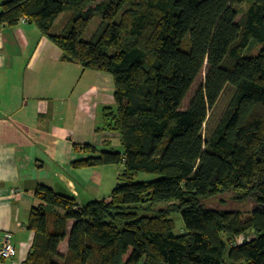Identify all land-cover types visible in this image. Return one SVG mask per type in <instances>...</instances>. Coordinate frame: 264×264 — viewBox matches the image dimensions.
<instances>
[{
	"label": "trees",
	"instance_id": "16d2710c",
	"mask_svg": "<svg viewBox=\"0 0 264 264\" xmlns=\"http://www.w3.org/2000/svg\"><path fill=\"white\" fill-rule=\"evenodd\" d=\"M22 20L63 61L112 76L102 123L121 150L84 145L72 166L122 167L109 198L80 208L38 188L26 264H264V0H0V27ZM254 44L259 52L244 56ZM137 173L159 178L134 182Z\"/></svg>",
	"mask_w": 264,
	"mask_h": 264
},
{
	"label": "crops",
	"instance_id": "0c3cea01",
	"mask_svg": "<svg viewBox=\"0 0 264 264\" xmlns=\"http://www.w3.org/2000/svg\"><path fill=\"white\" fill-rule=\"evenodd\" d=\"M114 91L111 75L63 61L35 25L0 27V236L11 233L15 247L0 264H26L34 239L29 215L40 186L70 196L79 208L109 198L112 191L104 196L101 186L112 166L72 164L86 156L84 145L121 150L119 135L102 123ZM58 251L66 253L67 239Z\"/></svg>",
	"mask_w": 264,
	"mask_h": 264
},
{
	"label": "rangeland",
	"instance_id": "374dc122",
	"mask_svg": "<svg viewBox=\"0 0 264 264\" xmlns=\"http://www.w3.org/2000/svg\"><path fill=\"white\" fill-rule=\"evenodd\" d=\"M70 15L71 14L69 12L62 14L58 18V20L55 22L52 33H58L61 30V28L68 22ZM98 24H99V19L94 18L92 20V22L90 23L88 29L86 30V32L82 36L83 41H89L91 39L92 35L94 34L95 30L98 27ZM259 50H260V47L257 46L256 44H254L251 48H249L248 50L245 51L244 56H254L259 52ZM204 78H205V67H204L202 73L198 76V78L194 82V84L191 87L187 97L185 98L184 103H183V108H185L187 106L188 102L190 101L191 97L196 92V90L204 84ZM84 80L85 79L82 80L80 87L84 86L83 85ZM231 94H232V89L227 87V89L225 90V92L223 93V95L221 96V98L217 104L216 116L221 114V112L224 109V106H225L226 102L228 101V99L230 98ZM110 169L111 170H108V172H107V170L104 171V172H107V175L105 176V181L101 186V192H102V195H104V196H108L110 194V192L112 191V189L117 184L122 183L121 181L120 182L118 181L119 168L117 166H112V168H110ZM158 178H159V176H156L154 174L137 173L135 175L133 181L134 182H151V181H154ZM223 200L230 201V197L226 196V197H224ZM171 218L175 223L174 234L175 235H181L182 233H184L185 232L184 223H183V220L180 217V215L172 214ZM243 240H244V238L240 237L236 240V243H241Z\"/></svg>",
	"mask_w": 264,
	"mask_h": 264
},
{
	"label": "built area",
	"instance_id": "2783aa9c",
	"mask_svg": "<svg viewBox=\"0 0 264 264\" xmlns=\"http://www.w3.org/2000/svg\"><path fill=\"white\" fill-rule=\"evenodd\" d=\"M14 254L15 247L12 242V234L6 232L0 236V260L10 259Z\"/></svg>",
	"mask_w": 264,
	"mask_h": 264
}]
</instances>
